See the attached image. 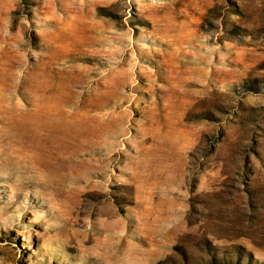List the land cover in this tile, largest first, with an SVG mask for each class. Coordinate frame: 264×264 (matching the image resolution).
I'll list each match as a JSON object with an SVG mask.
<instances>
[{"label": "rangeland", "instance_id": "obj_1", "mask_svg": "<svg viewBox=\"0 0 264 264\" xmlns=\"http://www.w3.org/2000/svg\"><path fill=\"white\" fill-rule=\"evenodd\" d=\"M0 264H264V0H0Z\"/></svg>", "mask_w": 264, "mask_h": 264}]
</instances>
